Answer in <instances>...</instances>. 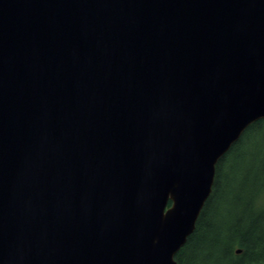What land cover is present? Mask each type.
Returning <instances> with one entry per match:
<instances>
[{"label":"water","instance_id":"obj_1","mask_svg":"<svg viewBox=\"0 0 264 264\" xmlns=\"http://www.w3.org/2000/svg\"><path fill=\"white\" fill-rule=\"evenodd\" d=\"M260 120L264 0H0V264H177Z\"/></svg>","mask_w":264,"mask_h":264},{"label":"trees","instance_id":"obj_2","mask_svg":"<svg viewBox=\"0 0 264 264\" xmlns=\"http://www.w3.org/2000/svg\"><path fill=\"white\" fill-rule=\"evenodd\" d=\"M175 260L264 264V120L251 125L218 163L212 194Z\"/></svg>","mask_w":264,"mask_h":264}]
</instances>
